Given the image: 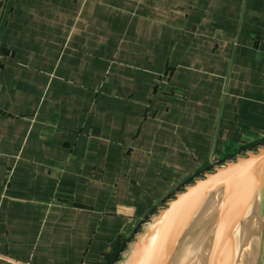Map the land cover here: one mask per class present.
Instances as JSON below:
<instances>
[{
  "label": "crops",
  "instance_id": "0c3cea01",
  "mask_svg": "<svg viewBox=\"0 0 264 264\" xmlns=\"http://www.w3.org/2000/svg\"><path fill=\"white\" fill-rule=\"evenodd\" d=\"M0 54V264H117L264 146V0H0ZM261 222L237 264H264Z\"/></svg>",
  "mask_w": 264,
  "mask_h": 264
},
{
  "label": "water",
  "instance_id": "95a60500",
  "mask_svg": "<svg viewBox=\"0 0 264 264\" xmlns=\"http://www.w3.org/2000/svg\"><path fill=\"white\" fill-rule=\"evenodd\" d=\"M215 203L219 206V220L231 206L232 210L224 245L210 264H229V259L237 252L241 226L249 207L257 214L261 242L264 146L216 166L185 185L163 207L150 215L117 264H159L172 245L168 251L169 259L181 237Z\"/></svg>",
  "mask_w": 264,
  "mask_h": 264
},
{
  "label": "rangeland",
  "instance_id": "374dc122",
  "mask_svg": "<svg viewBox=\"0 0 264 264\" xmlns=\"http://www.w3.org/2000/svg\"><path fill=\"white\" fill-rule=\"evenodd\" d=\"M216 207H218V203H215L211 208H209L207 213L204 214V216L202 215L198 219L196 224H194L191 228H189L186 231V233L181 237L180 241L177 243L176 247L173 249L170 255V259H169L170 264H197V262L201 258L203 249L207 244V240L211 236L213 223L215 224L216 222V221L214 222L217 216ZM253 221H254L253 219L252 221H247L243 227V229H246L245 232L247 231L246 241L248 242L246 243L247 246L245 249L246 253L248 252L247 254H250V249H249L250 242L252 243V240L250 241V237L253 238V232L247 229L250 228V226H252ZM239 249H240V241L238 243L237 250L239 251ZM245 257L246 259H249V257L251 258V256H245V255L242 256L243 259L241 260L242 264H251L249 260L246 261Z\"/></svg>",
  "mask_w": 264,
  "mask_h": 264
},
{
  "label": "bare ground",
  "instance_id": "6f19581e",
  "mask_svg": "<svg viewBox=\"0 0 264 264\" xmlns=\"http://www.w3.org/2000/svg\"><path fill=\"white\" fill-rule=\"evenodd\" d=\"M216 210H217V215H218L219 206L216 207ZM231 210H232V206L229 208L226 215L224 217H222V219H220V220L216 216V218L214 220V222L215 221L216 222H215V224L213 223L211 236H210V238H208L207 244L204 247L201 258L199 259L197 264H210L211 259L221 251V249L224 245V241H225V236H226V232H227V228H228V221H229V217L231 214ZM207 211L203 212L202 215L204 216V214H206ZM171 247H172V245H171ZM169 249H168V251H169ZM168 251L162 257L159 264H170L169 263L170 258L168 259ZM236 254H237V252L233 256V258L229 259V264H232V263L236 264Z\"/></svg>",
  "mask_w": 264,
  "mask_h": 264
},
{
  "label": "built area",
  "instance_id": "2783aa9c",
  "mask_svg": "<svg viewBox=\"0 0 264 264\" xmlns=\"http://www.w3.org/2000/svg\"><path fill=\"white\" fill-rule=\"evenodd\" d=\"M4 57H6V56H3V55L0 54V59H1V58H4Z\"/></svg>",
  "mask_w": 264,
  "mask_h": 264
},
{
  "label": "trees",
  "instance_id": "16d2710c",
  "mask_svg": "<svg viewBox=\"0 0 264 264\" xmlns=\"http://www.w3.org/2000/svg\"><path fill=\"white\" fill-rule=\"evenodd\" d=\"M141 230V229H140Z\"/></svg>",
  "mask_w": 264,
  "mask_h": 264
}]
</instances>
